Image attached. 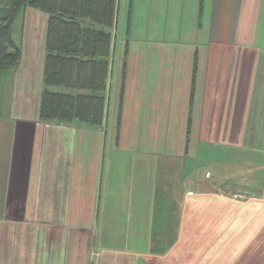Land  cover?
I'll use <instances>...</instances> for the list:
<instances>
[{
	"label": "crops",
	"instance_id": "0c3cea01",
	"mask_svg": "<svg viewBox=\"0 0 264 264\" xmlns=\"http://www.w3.org/2000/svg\"><path fill=\"white\" fill-rule=\"evenodd\" d=\"M137 2L180 27L145 39L128 10L117 39L118 1L100 128L39 119L47 16L15 17L0 264H264V0Z\"/></svg>",
	"mask_w": 264,
	"mask_h": 264
},
{
	"label": "trees",
	"instance_id": "16d2710c",
	"mask_svg": "<svg viewBox=\"0 0 264 264\" xmlns=\"http://www.w3.org/2000/svg\"><path fill=\"white\" fill-rule=\"evenodd\" d=\"M117 5L118 0H0V72L19 62L11 36L15 17L27 9L47 16L40 120L104 125Z\"/></svg>",
	"mask_w": 264,
	"mask_h": 264
},
{
	"label": "rangeland",
	"instance_id": "374dc122",
	"mask_svg": "<svg viewBox=\"0 0 264 264\" xmlns=\"http://www.w3.org/2000/svg\"><path fill=\"white\" fill-rule=\"evenodd\" d=\"M119 1V16H118V31H117V39L123 37L126 31V23H127V12L129 10V29L133 27L137 32L141 29L140 33H143V38L150 40H157L160 43V37H162L164 33L171 28L178 29L180 27L179 18L176 19L175 23L172 18L169 17V13L173 12L172 8L168 9H160V5L158 8H150L149 5H143L144 3H132L129 7V0H118ZM181 9V8H180ZM187 22L186 27H191V22H189V15L192 14V9L187 8ZM180 10H175L177 13ZM161 14V17H160ZM1 16V13H0ZM22 17V16H20ZM192 19V16H191ZM20 23L17 19L16 23ZM163 31H165L163 33ZM246 200V199H242Z\"/></svg>",
	"mask_w": 264,
	"mask_h": 264
},
{
	"label": "built area",
	"instance_id": "2783aa9c",
	"mask_svg": "<svg viewBox=\"0 0 264 264\" xmlns=\"http://www.w3.org/2000/svg\"><path fill=\"white\" fill-rule=\"evenodd\" d=\"M239 199H243L242 197H240Z\"/></svg>",
	"mask_w": 264,
	"mask_h": 264
}]
</instances>
